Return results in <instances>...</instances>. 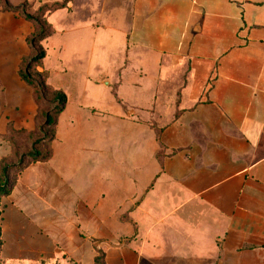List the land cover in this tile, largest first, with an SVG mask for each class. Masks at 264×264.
I'll return each mask as SVG.
<instances>
[{"label": "crops", "instance_id": "1", "mask_svg": "<svg viewBox=\"0 0 264 264\" xmlns=\"http://www.w3.org/2000/svg\"><path fill=\"white\" fill-rule=\"evenodd\" d=\"M74 3L47 17L51 35L80 11L96 19L91 45L106 50L87 61L109 96L67 100L50 157L16 172L0 201L2 261L264 264V0ZM31 31L0 7V158L8 121L34 129L32 90L18 77ZM116 120L153 147L116 165Z\"/></svg>", "mask_w": 264, "mask_h": 264}, {"label": "trees", "instance_id": "2", "mask_svg": "<svg viewBox=\"0 0 264 264\" xmlns=\"http://www.w3.org/2000/svg\"><path fill=\"white\" fill-rule=\"evenodd\" d=\"M63 6V0L41 4L36 14L22 13L21 16L31 23L32 31L26 37L29 53L19 62L18 77L31 88L36 113L34 129L31 131L15 129L11 122L6 125L2 139L8 143L11 152L8 157L0 158V201L13 187L18 170L30 162L45 161L51 154L50 142L54 138L57 116L63 110L67 97L61 90L47 84L48 70L42 69L39 72L36 67H42V59L45 56L42 41L53 32L47 15ZM0 7L4 11L14 13L18 10V7L10 6L7 0H0ZM99 260V256H96L95 264H100ZM0 262H3L1 258Z\"/></svg>", "mask_w": 264, "mask_h": 264}, {"label": "rangeland", "instance_id": "3", "mask_svg": "<svg viewBox=\"0 0 264 264\" xmlns=\"http://www.w3.org/2000/svg\"><path fill=\"white\" fill-rule=\"evenodd\" d=\"M83 1L84 0H82V2ZM7 2L10 6L18 7V10H16L15 13L20 17L22 16V13L30 15L36 14L38 12V7L41 5L32 4L26 0H7ZM63 2V7H68L72 12L75 11L74 0H63ZM108 4H110V2ZM111 6V4L107 5V10H109ZM50 14H48L47 17ZM77 15L78 18L76 21L73 19L70 21H64L63 24H60L63 27H67V30L63 33H55L51 35L44 46L42 45L46 51V56L43 59L44 67L38 66L36 67V70L39 72L44 68L48 70L49 75L47 78V84L61 90L66 95L67 100H80L86 105L92 107L94 106L93 104L96 99L108 97L109 93L99 92L94 87L93 76L96 73L93 69L94 66L88 62L87 59L91 50H98L101 54H104L106 45L104 44L105 41L102 40H99L98 43H94L93 46L91 45L89 38L90 29H87V26L95 22L96 19L88 17L82 11ZM105 15L106 14L104 13V19ZM103 22H105V20H103ZM76 25L78 26L75 29ZM56 26H58V24H56ZM110 76L114 77L112 74H110ZM51 86L50 88L53 89ZM120 90H122V92L125 91L126 93H130L129 91H133L134 89L124 84V86L121 85ZM148 122L164 124L166 121ZM124 125L125 123L123 121H115L116 165L117 163H122L123 159H127L132 152H138L139 150L138 153H140L144 147L147 151L154 145V141L151 137H146V142H144L142 136H136V134L133 133L136 130L131 129L132 133L128 135L126 133L127 129ZM123 172V168H116V177L123 178ZM0 264L6 263L0 262Z\"/></svg>", "mask_w": 264, "mask_h": 264}]
</instances>
